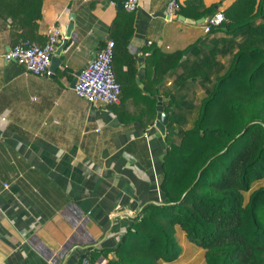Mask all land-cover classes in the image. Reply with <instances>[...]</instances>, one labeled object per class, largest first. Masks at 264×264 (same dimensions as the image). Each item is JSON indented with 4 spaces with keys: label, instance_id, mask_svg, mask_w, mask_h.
I'll return each mask as SVG.
<instances>
[{
    "label": "crops",
    "instance_id": "crops-1",
    "mask_svg": "<svg viewBox=\"0 0 264 264\" xmlns=\"http://www.w3.org/2000/svg\"><path fill=\"white\" fill-rule=\"evenodd\" d=\"M170 1L140 0L117 73L135 67L143 77L155 50L173 53L205 38L203 24L181 15L169 20ZM235 1L204 4L224 10ZM124 13V0H43L32 40L45 44L47 31L59 26L58 49L66 44L50 77L5 61L19 33L0 17V264H76L84 257L107 264L144 208L164 201L167 144L157 107L152 112L133 97L94 106L72 87L75 74L122 31L114 22Z\"/></svg>",
    "mask_w": 264,
    "mask_h": 264
},
{
    "label": "trees",
    "instance_id": "trees-1",
    "mask_svg": "<svg viewBox=\"0 0 264 264\" xmlns=\"http://www.w3.org/2000/svg\"><path fill=\"white\" fill-rule=\"evenodd\" d=\"M42 5L43 0H0V17L19 33L12 47L34 43L30 29L41 19ZM220 11L225 20L203 40L173 53L155 50L143 77L135 67L117 73L115 64L132 38L128 25L135 12L114 22L122 30L111 40L121 103L133 97L155 112L162 98L169 124L164 201L144 208L107 264L176 260L183 252L176 227L206 251L207 264H264V186L254 187L264 179V0H236L224 10L188 0L179 15L198 21ZM228 55L226 69L218 59ZM197 84L202 93L193 90Z\"/></svg>",
    "mask_w": 264,
    "mask_h": 264
},
{
    "label": "built area",
    "instance_id": "built-area-1",
    "mask_svg": "<svg viewBox=\"0 0 264 264\" xmlns=\"http://www.w3.org/2000/svg\"><path fill=\"white\" fill-rule=\"evenodd\" d=\"M183 6L182 0H171L166 11L169 20L178 18ZM124 8L128 12H136L140 8V0H124ZM225 15L222 11L205 19L203 29L206 34L212 27L223 23ZM64 33L59 26H53L47 31L44 45L23 43L11 47L4 53L7 62H16L26 73L36 76H52L51 63ZM115 43L108 41L87 64L78 77L74 88L76 94L94 106H115L121 103L122 87L114 70ZM76 264H93L88 257L82 258Z\"/></svg>",
    "mask_w": 264,
    "mask_h": 264
},
{
    "label": "rangeland",
    "instance_id": "rangeland-1",
    "mask_svg": "<svg viewBox=\"0 0 264 264\" xmlns=\"http://www.w3.org/2000/svg\"><path fill=\"white\" fill-rule=\"evenodd\" d=\"M221 45V44H219ZM223 46V45H221ZM235 51V50H234ZM232 60V55L224 56L223 58H219L218 61L220 64L225 65L227 69ZM193 90H197L199 93H202V87L197 84V86H193ZM185 128L189 127V125L184 126ZM179 141L178 138H176ZM264 186V179L260 180L257 184H255V188ZM176 238L180 245L183 248L182 254L171 262H162L161 264H207L206 260V251L194 243H192L187 237L186 234L180 230V228L176 227Z\"/></svg>",
    "mask_w": 264,
    "mask_h": 264
},
{
    "label": "water",
    "instance_id": "water-1",
    "mask_svg": "<svg viewBox=\"0 0 264 264\" xmlns=\"http://www.w3.org/2000/svg\"><path fill=\"white\" fill-rule=\"evenodd\" d=\"M180 20L184 21L186 23H190V24H203L205 22V18H203L201 20H198V21H194L192 19H187L184 16H181ZM73 27H74V25L71 24L69 29H68V32H67V37H70L72 35ZM65 46H66V44L63 45L62 47H60L59 49H57L55 55L52 58L51 70L53 69V72H55L56 68L61 63L60 56H61L62 51L64 50ZM82 71H79V72H77L75 74V77H74V80H73V83H72V87L75 88L77 80H78V77L80 76ZM157 112H158V116H157L156 127L160 131V133L165 137L166 136V132H167V126L169 124V119H168V115L165 113V109H164V106L162 104V98L159 99V102H158V105H157Z\"/></svg>",
    "mask_w": 264,
    "mask_h": 264
}]
</instances>
